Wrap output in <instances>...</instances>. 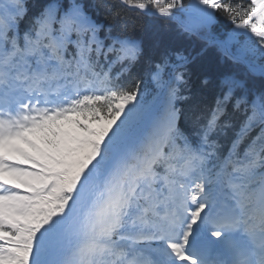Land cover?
Returning <instances> with one entry per match:
<instances>
[{
    "label": "snow or ice",
    "instance_id": "1",
    "mask_svg": "<svg viewBox=\"0 0 264 264\" xmlns=\"http://www.w3.org/2000/svg\"><path fill=\"white\" fill-rule=\"evenodd\" d=\"M0 264H264V0H0Z\"/></svg>",
    "mask_w": 264,
    "mask_h": 264
},
{
    "label": "trees",
    "instance_id": "2",
    "mask_svg": "<svg viewBox=\"0 0 264 264\" xmlns=\"http://www.w3.org/2000/svg\"><path fill=\"white\" fill-rule=\"evenodd\" d=\"M224 31L229 29V26L221 21V25ZM160 40L163 45L181 48L186 54L190 53L196 55L200 52L203 47V42L196 37H188L183 34L178 33L173 29H160ZM223 57L214 48L209 47L203 55L199 58L197 64L194 66V76H193V88L198 90L200 87V80L203 77H207L210 81L209 88L224 74H229L231 70L233 72H239L238 66H234L230 61L222 62ZM244 69L241 68L240 72ZM257 83L259 81L257 80Z\"/></svg>",
    "mask_w": 264,
    "mask_h": 264
}]
</instances>
